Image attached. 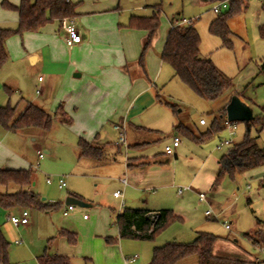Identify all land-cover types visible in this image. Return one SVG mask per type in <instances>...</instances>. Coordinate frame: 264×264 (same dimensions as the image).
Segmentation results:
<instances>
[{"label": "rangeland", "instance_id": "1", "mask_svg": "<svg viewBox=\"0 0 264 264\" xmlns=\"http://www.w3.org/2000/svg\"><path fill=\"white\" fill-rule=\"evenodd\" d=\"M242 2L244 6H240L241 10L231 15L227 21L232 45L231 48H225L218 37L209 34L208 28L219 14L229 12L231 4L228 1L101 0L94 2L77 0L78 12L116 15L122 23L131 16L148 17L156 11L159 15L157 32L161 36L157 41L158 49L154 51H157L159 55L165 43L170 21L176 18L193 20L201 41L200 57L210 59L216 69L230 80L228 90L218 99L206 101L200 99L177 78H174L171 70L167 73L163 71L160 75L159 94L163 101L176 106L175 113L169 106L161 104L162 109L165 110L157 124L164 139L157 146L148 147L143 154L152 158L155 154L162 153L171 139L177 137L180 140V146L175 153L177 158L167 157L168 163L162 165L163 168L169 167L172 170L174 183L164 191L155 187L154 194H147L148 196H144L146 194L141 191L133 207L146 206L141 205L142 201L139 199L144 196L149 205L145 208L170 210L179 219L160 232L151 242L119 239L117 235H109L113 241L109 247L113 245L118 247L121 243L125 256H138L135 264H149L155 247L171 242L182 244L192 242L197 232L217 237L218 254L244 260L251 257L257 260L255 264H264V166L236 173L233 178L224 175L219 184H214L218 173L216 163L232 148L225 145L218 148V144L226 140H229L232 145L241 142L247 133L245 125L243 123L232 125L230 127L232 135L225 127L224 130L201 144L172 130L174 124L181 123L189 126L195 135L206 132L231 98L242 100L252 111L253 117L264 115L262 111L264 74L260 71V66L264 63V37L261 32L264 30V0H242ZM214 7L219 9L218 14L213 12ZM33 35L34 33H26L9 38V42L6 43L8 60L0 70V102L2 106L16 107L17 112L26 102H33L37 97L36 91L39 90L37 81L38 77H42L39 66L31 65L29 59L24 62L17 60L19 51H23L24 48L30 50L34 46L36 36ZM5 85L12 88L9 95L4 90ZM201 119L205 121V126L199 125ZM52 122V128L48 133L43 135L36 129L37 133L32 136L36 138L34 143L42 150L47 148L49 153L38 162L37 170L33 174L34 185L31 190L40 200H43V203L59 205L49 211L24 208L31 217V221H34V226L30 227V233L23 228H18L15 233L9 235V239L6 238L9 242L10 264H32L31 259L35 260L45 248H49L48 252L51 254L55 252L54 242L59 237L58 232L62 230V226L59 225L63 221L72 218V223L83 231L84 227L79 217L82 218L85 215L86 218H92L97 210L108 214L112 212L111 209L119 210V200L113 198V192L122 189L118 176L121 178L125 170L124 149L120 150L117 163L109 168L107 173L102 169L95 172L90 166H84L83 159L77 158L78 139L73 130L59 124L57 118ZM257 129L258 127L251 128L249 136L252 138L258 136L257 144L260 148H264V130L257 134ZM117 136V133L109 129L102 134L106 142L115 141ZM127 152L128 157L134 153L132 150ZM34 161H37L35 157ZM47 178L52 180L49 185L46 184ZM60 178L66 184L63 190H59L57 186ZM179 187L191 188L193 191L185 192L179 197L176 194V188ZM18 190L19 187L14 185L8 187L0 185V194L14 193ZM194 191L203 193L207 200L204 203L199 202L198 193ZM72 192H78L83 196L88 206L75 207L73 217L66 218L62 214V208L65 207L66 197ZM162 196L160 207L149 208L160 201L159 197ZM21 210L23 208H13L5 211L4 214L5 217H18ZM207 211L210 212V216L205 215ZM106 224L107 230L117 231L113 220L106 221ZM224 225H228L230 229L226 230ZM55 229L58 230L54 231ZM72 233L79 236L76 231ZM247 235L252 236L253 239L248 238ZM14 238L22 244L15 245L12 242ZM95 239H102L106 243L105 238L96 237ZM85 250H89L88 254L94 251L98 253L91 248ZM85 258L90 257L83 255L77 257L73 264H85ZM182 261L187 262H181V264L190 263V261L198 263V258L191 256ZM87 264H95V261L91 260Z\"/></svg>", "mask_w": 264, "mask_h": 264}, {"label": "crops", "instance_id": "2", "mask_svg": "<svg viewBox=\"0 0 264 264\" xmlns=\"http://www.w3.org/2000/svg\"><path fill=\"white\" fill-rule=\"evenodd\" d=\"M2 1L16 6L21 0H0V28L16 29L18 15L14 11L3 9L1 7ZM92 1L100 2L101 0ZM72 2L78 4L77 0H72ZM78 6L76 8L78 16L72 19V21L81 37L79 44L71 47L67 46L65 41L66 35L60 27V22L52 21L42 27L37 33H34L33 36H36L34 37L35 44L30 50L24 48L23 51L18 52L17 60L19 62L29 59L31 65L34 67L39 66V69L42 71V77H38L37 81L39 84V90L36 91L37 97L34 98L33 102H26L20 107L18 113L22 112L28 104H33L50 115H53L58 108L61 109L65 117L70 119L71 123L70 125L61 124L58 118L57 121L59 124L70 127L73 130L78 139L77 158L84 160L85 167L90 166L95 172L102 169L107 173L109 168L117 163L120 150L123 148L125 151L123 156L125 170L121 178L118 176L122 189L113 192V194L116 192H120L121 194L120 198L113 195V198L119 200V210L115 211L111 209L112 212L110 214L97 210L92 218H84L85 215L82 218L79 217L84 227L83 231L79 226H75L72 223V218L68 221H63L59 225L62 226V230L76 231L79 234L76 244L70 245L64 237L58 235L59 237L54 242L55 252L51 254L48 252L49 248H45L42 254L46 251L51 255L68 257L71 264L75 262L77 257H81L82 255L90 257L84 259L85 264L91 260L95 261V264H126V259L132 256H125L123 254L121 243L118 247L114 245L109 247L110 244L104 243L102 239L97 240L95 238H107L109 235H117L118 237V230L115 232L107 230L106 221L111 219L114 224L116 216L124 209L160 211L159 209L145 208L149 205L148 200L144 196L154 194L155 187L164 191L174 183L172 170L169 167L163 168L162 165L168 163L167 157L173 156L174 159L177 158L175 153L180 143L174 149L173 155L170 156L164 153L165 147L162 153L155 154L152 158L143 154L148 147L157 146L164 139L163 133L159 130L160 128L157 123L165 110L162 109L161 104H165L166 102L161 99L158 82L160 75L163 74L162 72L167 73L171 69L160 61L159 54L157 51H154V49H158L156 48L157 41L161 36L157 32L158 30L154 32L151 44L144 54V72L138 61L143 44L147 38V32L128 28L127 24L130 17L125 23H122L120 22L121 19L116 15H107L101 12L82 14L78 12ZM7 42H9V39L5 42V48ZM171 73L173 76L172 70ZM4 87L12 91L11 87L6 85ZM157 95L159 96V101L156 98ZM232 99L225 104L222 108V110L224 109V113L220 115V122L225 127L226 121L228 122L226 108ZM236 99L252 115L249 107L242 100ZM0 106H2L1 102ZM52 123L48 130L28 127L15 132L5 130L0 126V170L30 169L35 173L38 162L43 160L45 155L49 153V150L47 148L42 150L37 146L34 143L36 138L32 136L37 133V130L43 135L48 133L52 128ZM229 123L235 125L236 123L243 122ZM177 124L172 126L173 131L174 126ZM186 127L190 129L189 126ZM107 129L117 133L118 136L115 141L106 142L104 140L102 134H105ZM122 132L124 133L126 148L122 145H117V140H119L120 133ZM80 141L94 143L97 146H105V160L99 162L79 157L78 145ZM232 146L231 144L230 148ZM129 150L134 151V153L128 157L127 151ZM38 152L43 154L42 158H39ZM34 157L37 161H34ZM216 164L218 171V161ZM32 185H34V180L28 189L33 193L31 190ZM180 189L182 188H176V194L179 197L185 192L193 191V189L189 188V190H183L179 193ZM141 191L146 195L139 199L142 201L141 205L146 206L134 208L133 206L138 200L137 195ZM68 197L78 199L84 203L87 201L78 192H72L66 198ZM159 200L149 208L160 207L163 196L159 197ZM66 206L68 205L65 204ZM65 207L62 209L64 210ZM73 212L74 210L72 213L70 212L71 214L69 213L70 215L63 216L66 218L73 217ZM4 213L6 212L0 209V227L5 238L9 239V235L15 233L18 228H23L29 233L31 232L30 227L34 226V221H31V217L26 209L23 208L17 217L22 218L24 215L26 216L28 223L25 226L13 225L8 220L9 217H5ZM77 215L79 216V212ZM56 230L58 229L54 231ZM12 242L15 245L22 244L17 238H14ZM89 248L97 250L98 253L96 254V251H94L88 254L89 250L85 249ZM217 248V243H215L213 249L215 256L230 258L224 254H218ZM39 256L35 260L31 259L32 264H38L37 258ZM230 259L241 260L245 263H257V260L251 257L248 260L240 258ZM181 262L187 261H180L177 264H181ZM184 264H197V262L190 261V263Z\"/></svg>", "mask_w": 264, "mask_h": 264}, {"label": "trees", "instance_id": "3", "mask_svg": "<svg viewBox=\"0 0 264 264\" xmlns=\"http://www.w3.org/2000/svg\"><path fill=\"white\" fill-rule=\"evenodd\" d=\"M208 1H228L231 4L229 12L219 14L213 20L208 28L210 35L218 37L222 46L231 48L230 35L227 21L233 14L241 10L244 6L242 0H208ZM76 3L72 0H21L16 6L6 1L1 2V7L5 10L14 11L18 15V24L16 29L0 28V69L7 62V52L5 42L12 36L23 35L25 33H36L46 24L52 21H61L63 19H74L78 16L76 12ZM219 13V12H218ZM217 13V14H218ZM178 19V18H176ZM174 20L170 21V28L167 32L165 43L159 55L160 61L168 65L173 72L174 78H177L191 92L202 100L214 101L218 99L230 86V80L222 75L208 58L200 57V36L194 27L193 22L190 25H174ZM159 26V15L155 11L151 16H131L127 24L128 28L138 29L147 32V38L142 47L139 58V65L144 71V54L149 48L154 32ZM263 32L264 37V30ZM260 71L264 74V63L260 66ZM145 72V71H144ZM145 74V73H144ZM9 95L12 91L4 87ZM159 101V96H156ZM161 101V100H160ZM175 113L176 106L165 103ZM264 111V108L262 109ZM224 109L220 111L223 115ZM58 118L64 125H70L71 121L66 118L61 109L53 114H47L39 107L28 104L20 113L16 107L9 105L0 106V126L8 131H21L28 127H36L48 130L52 120ZM220 116L215 117L210 128L204 132L195 135L188 127L181 123L174 126V131L186 137L187 139L201 144L225 129L220 122ZM246 127V135L242 141L223 155L218 160V173L214 184H219L224 175L231 178L236 173H243L251 169L264 166V148L257 144L258 136L252 138L249 131L253 127H258L257 134L264 130V115L255 116L243 122ZM79 157L102 162L105 160V146H97L94 143L79 142ZM34 171L32 170H0V185L8 187L11 185L19 187L14 193L0 194V209L9 211L13 208H32L39 211H49L56 208L59 204H45L39 197L28 189L33 181ZM76 197L74 195H71ZM179 217L170 210H160L157 212L146 209H124L116 216L115 226L118 230L120 239L136 241H153L156 236L171 225ZM59 236L64 237L70 245H75L77 236L75 233L67 230H60ZM253 239L252 236L247 235ZM107 244H112L111 238H105ZM217 237L203 232H197L192 242L167 243L160 247H155L152 251V257L149 264H177L178 262L196 256L197 264H246L244 261L217 257L213 254L214 245ZM258 244V242L255 241ZM9 242L4 237L0 227V264H10L8 256ZM38 264H71L70 259L65 256L51 255L46 251L37 258Z\"/></svg>", "mask_w": 264, "mask_h": 264}, {"label": "built area", "instance_id": "4", "mask_svg": "<svg viewBox=\"0 0 264 264\" xmlns=\"http://www.w3.org/2000/svg\"><path fill=\"white\" fill-rule=\"evenodd\" d=\"M213 12L214 13H218L219 12V9L214 7L213 8ZM193 22V20H187V19H176L174 20V25H190L191 23ZM60 27L62 28V30L64 31L65 35H66V44L67 46L71 47L73 45H76V44H79L81 42V37L78 33V31L76 30V28L74 27L73 25V21L72 19H63L60 21ZM199 124L200 125H205V121L204 120H200L199 121ZM226 127L230 130V135H232V132H231V129L230 127L233 125L232 123H229L226 121L225 123ZM180 143V140L177 138V137H174L171 141L170 144H168L167 146H165L164 148V153L166 155H173L174 153V149L178 147ZM231 142L229 140H226V141H221L218 145V148L222 147L223 145H225L226 147H230L231 146ZM117 145H122L124 148H126V145H125V139H124V133H120V138L118 140V144ZM38 156L39 158H42L43 154L41 152H38ZM46 183L47 184H51L52 183V180L50 179H46ZM57 186H58V189H64L66 188V184H65V181L60 178L58 179L57 181ZM183 190H189V188H182L180 189L178 192L180 193L181 191ZM114 197H118L120 198L121 197V194L120 192H116L113 194ZM198 198H199V201L200 202H204L205 201V195L203 193H199L198 194ZM74 206L73 205H68L64 208L63 210V215L64 216H67L70 212H72L74 210ZM205 215L206 216H210V212L207 211L205 212ZM84 218H86V216H84ZM8 220L10 221V223H12L13 225H27L28 223V219L26 218V216L24 215V217L22 218H17V217H14V216H11L8 218ZM225 229L226 230H229L230 227L228 225H224ZM138 257L136 255L126 259V264H133L137 261Z\"/></svg>", "mask_w": 264, "mask_h": 264}, {"label": "water", "instance_id": "5", "mask_svg": "<svg viewBox=\"0 0 264 264\" xmlns=\"http://www.w3.org/2000/svg\"><path fill=\"white\" fill-rule=\"evenodd\" d=\"M226 111L228 122H247L252 118L251 112L236 98L232 99L226 108ZM65 204L79 208H85L88 206L86 203L72 197L66 198Z\"/></svg>", "mask_w": 264, "mask_h": 264}]
</instances>
